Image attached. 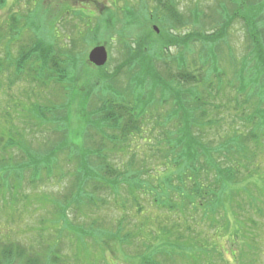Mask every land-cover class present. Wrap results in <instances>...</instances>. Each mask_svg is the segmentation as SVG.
I'll return each mask as SVG.
<instances>
[{
	"label": "rangeland",
	"instance_id": "rangeland-1",
	"mask_svg": "<svg viewBox=\"0 0 264 264\" xmlns=\"http://www.w3.org/2000/svg\"><path fill=\"white\" fill-rule=\"evenodd\" d=\"M226 3L232 8L229 0H6L0 6V243L13 248L16 259L12 264H27V258H37L41 264H143L144 256L163 264H264V213L255 212L256 207L264 208V132L254 142L247 139L250 121L235 110L232 100L239 94L228 85L207 91L215 61L210 67L202 65L206 52L213 48L216 53L209 56L218 58L219 68L226 71L224 83H228L241 62L251 59L255 64L252 50L261 47L264 58V0L245 1L254 4L248 13L253 22L235 14L228 21L222 7ZM169 5L174 15L166 9ZM249 5L242 9L247 11ZM167 18L170 22L165 23ZM168 34L191 39L170 46L167 52L166 44L155 53L151 44H162ZM124 42L136 48L127 52L128 57L138 56L117 77L119 65L127 58ZM35 46L51 49L61 58L76 57L75 78H69L73 80L70 99L64 90L69 80L58 85L54 75L44 77L46 70L39 74L36 64L19 69L18 60L31 55L27 52ZM97 46H105L108 53L107 62L100 67L89 60ZM140 49L146 51L155 77L171 83L173 93L184 94L185 107L177 112L193 137L218 148L227 141L234 145L235 153L229 159L216 156L224 167L233 165L236 173L233 194H222L223 203L215 215L206 214L203 206L187 214L159 209L151 192L136 190L130 182L129 186L128 178L116 197L104 193L106 190L99 193L111 198L106 205L74 203L83 187L76 181L77 159L70 154L77 156L85 146L104 145V164L121 167L124 175H135L154 191L167 175L180 171L168 149L176 138L171 135L178 134L179 121L165 123L162 116L175 107L174 98L169 93L172 101L165 103L167 90L162 85L151 92L150 82L144 84L148 69L143 67ZM181 53L187 55L188 70L197 80L175 78L178 65H165L171 56ZM139 73L141 83L137 76L132 77ZM218 78L212 77L216 82ZM108 81L116 87L123 85L127 102L143 115L131 119L139 131L125 146L119 142L115 149L111 144L102 145L89 126L95 120L90 111L101 104L97 88ZM131 88L141 89L145 97L151 92L154 102L145 108L144 97L135 96ZM193 91L203 94L202 103L189 105L186 92ZM207 96H211L209 100ZM39 104L46 105L47 116L59 110L54 122L38 119L35 108ZM199 105L200 111L191 121L182 117L186 108ZM46 165L52 166L49 172ZM206 175L214 177L212 171ZM87 189L86 193L92 190ZM120 230L122 235L131 234L127 242L112 233ZM19 249L26 256L21 257ZM56 255L59 259L52 260Z\"/></svg>",
	"mask_w": 264,
	"mask_h": 264
},
{
	"label": "trees",
	"instance_id": "trees-1",
	"mask_svg": "<svg viewBox=\"0 0 264 264\" xmlns=\"http://www.w3.org/2000/svg\"><path fill=\"white\" fill-rule=\"evenodd\" d=\"M5 1L6 0H0V6H2ZM245 1L246 0H229L232 8L228 6V3L222 5V7L224 8L223 11L225 10L227 15L225 18H228V21H232L235 14L237 17H241L248 22H253L254 19H251V16H249L248 13H252L249 10L254 7V4L252 3L250 6L249 4H246ZM243 5L244 7H247V5H249L250 7L246 11L242 9ZM171 7L172 5H169L166 9H168L169 12L173 14V8ZM137 13L138 12L135 11V15H137ZM170 18L178 19L179 21L181 20V18L178 16H172ZM168 22H170V20L167 18V21L165 23ZM168 35L169 39L166 38L163 43L160 44L161 46L157 45L156 43L151 44V48L156 47L154 49L155 53L159 52L160 49L166 44L167 45L165 46V50L167 52L170 51V46L172 47L177 44L182 45L187 42V39H191L188 35L180 37L176 34L173 38L171 34ZM123 44L127 58L123 63L119 65L120 67L117 70V77L124 67L131 66L130 60L133 57L138 56V54H130V57H128L127 52L136 50V48L130 42H124ZM50 50L51 49L46 48L41 49L37 46L32 47V49L27 52L31 53V55H26L18 60L17 65L19 69H23V66H26L28 68V66L31 67V65L36 64L39 65L38 67L40 68V70L38 71L39 74L42 73V70H46L48 74L44 75V77L46 79H50L51 77L53 78L54 75L55 81L59 82L56 83L58 85H62L64 81L68 82L70 77L74 80L75 71L73 70V65L77 67L78 63L76 57L68 54V58H61L58 55L55 56ZM260 50L261 47L252 50V55H255V64H251V59H246L241 62L240 66L236 69V71H234V76L227 80L228 83H224L225 78L223 75H225L226 71L219 68V64H217V62H219L218 58H216V56H209L212 54V52L216 53L215 51H213V48L206 52L205 57L203 58L205 60V63L202 64L210 67L215 61L212 75L209 76V80L206 83V85L209 84V88L207 89V91L211 92V90H213L214 88L220 89L223 86L225 88V86L228 85L232 89H235V91L239 94L238 98L232 100L235 104V110H239L241 114L250 121L251 126L248 131L249 135L247 139L252 142L262 136L264 132V58L262 56L263 52H260ZM140 51L143 67L148 69V72L144 73L146 77L144 84H148V82H150L151 92H154L155 87L162 85L163 87L160 88L167 90L165 94L166 96H164L163 98V101L165 103L168 101H172V97L174 98L172 102L175 107L173 106L174 108L172 109V111H169L167 114L162 116L164 117L165 123L179 121V123L177 122L178 134L171 135L175 136L176 138L172 141L169 140L170 142L168 149L170 151H173L174 153L172 154L173 165H175L178 170L182 171L174 173V175H167L165 180L160 182L158 187L156 186L158 191H154L151 190L152 188H150V186H148L147 188L145 184L143 185V182L136 178L135 175H129L128 177L127 175H124V169L122 170L121 167L111 165L109 162L104 164L101 161V158L104 157L105 159L106 157V153L104 151L105 146L103 144H111L113 149L116 148V145H119L117 144L119 142L122 143L123 146H125V143H127L130 137L136 131H139L136 126L132 124L135 117L134 115L143 116L142 113L138 112L136 106L131 107L129 105L130 102H127L126 98H128V92L125 91L124 86L120 85V87H116L114 86V84L109 83L108 81L106 83H102V85L97 88L98 93H100V96H102V98H100L101 104L98 107H94L90 111V117H95V120L90 121L91 123H89V126H91V129L93 130V134L97 136L98 140H101L103 146L97 148L85 146L77 156H75L74 154H70L71 156H73V159H75V157L77 159V169L75 171L77 174L76 181L79 186L82 184L81 186L85 189L84 190L82 188L77 192L76 197L74 198V203H89L98 208L101 204L106 205L107 201L111 199H108L107 196L112 195L113 197H116L118 195L120 187L123 185V180L128 178L129 186H131L130 183H132L136 190H146L147 193L151 192V200L159 209L164 208L167 211H171L172 213L187 214V212H196L201 206H203L206 214L215 215L217 214L215 213L217 207L223 203L222 194L224 193L228 196H232L233 194L232 186L234 185V177L236 173L234 172L235 167H233V165H230V163L224 167L221 161L222 159H229L231 155L235 153V150L233 148L234 145L230 146L228 143L229 141L225 142V144L222 143L221 148L223 150H226L225 152H223L221 151V148L208 145L210 143L205 144L204 142L197 140L196 137H193V135L190 133V129L185 126L184 123H182L183 121L181 119V116H179L180 114L179 112H177V109H182L183 107H185L184 104H186V100L184 94L182 92H179L177 94L173 93L170 89L172 85L171 83H168L165 80L161 79L162 77L160 79H157L155 77V75L157 74L149 68V61L147 60L149 57L147 56L146 51H143L141 49ZM168 54L170 55V53H167V55ZM171 57L172 58H169V60H166L167 62L164 63L165 65H170V63H176L178 65V68L180 70L177 74L173 73L175 78L179 77L186 81L197 80V75L189 72L188 70L190 68V65L185 53H181L177 57ZM38 61H40V63H35ZM140 74L141 73H139L138 75L133 74L134 76L132 75V77L134 78L137 76L136 79L141 83L139 79ZM214 74L216 76V79L219 77L217 82L212 79ZM227 75L228 73L226 74V76ZM38 76L41 78V75ZM199 76L202 78L201 74H199ZM108 79L109 77L106 76L105 80ZM73 80H69V82L67 83L68 86L64 88V90H68V92H66L67 99L71 98L68 93ZM131 81V84L137 85V82L135 80ZM132 90L134 91L135 96L144 97L142 102L144 103L145 108L151 106V104L154 102V95L151 92H147L148 95L145 97V94L141 93V89L140 91H137L136 88ZM169 93L172 97L169 95ZM198 93L200 92H186V94L189 95L188 97L191 99L188 100V102L190 101L189 105H192L193 102H195L196 104L202 103L203 94L198 95ZM110 95H112V97H109ZM210 97L211 96H207V99L209 100ZM65 105L68 106V104L66 103ZM219 105H216V108ZM45 106L46 105L41 106V104L36 106L35 109L37 111L38 119L43 121H51L53 119L54 122L55 118L57 117L56 113H59V110L57 109V107H54V109L58 111H55L53 114L47 116V114L43 110ZM200 107L201 105L196 108L193 107L194 109H192L191 107L190 109L188 107V110V108H186L185 113L182 115V117L185 120L191 121V118H194L198 115L197 111H200ZM205 113L206 108L204 110L202 109V111L200 112L202 116H205ZM59 130L60 128L56 131ZM111 130H113V132ZM169 139H172V137H170ZM63 148L64 147L61 146V149L59 150H63ZM240 149H242V147ZM237 151L241 152V150ZM219 154L224 156V158H217L216 156ZM90 159H93L94 162L90 163ZM95 164H97L98 166L96 165V167ZM4 167H8V169H10V167L7 165ZM45 168L49 172L52 166L46 165ZM209 171H212L214 175L213 179L208 178V175H206ZM8 172L9 170L6 173ZM35 180H37V178L36 176H33V181ZM133 181H135L136 184L133 183ZM109 182H111V184H109ZM87 186L92 188V190L88 193H86ZM104 190H106V192ZM169 190L173 192V196L169 195ZM103 191L108 195L104 197L100 196L99 193ZM70 194L72 195V192H70ZM256 198H259L258 194L256 195ZM138 205L139 203L137 204V207ZM63 209L66 210L67 207H63ZM139 209L141 210L139 211L142 212L141 205H139ZM255 212L262 214L264 213V208L256 207ZM112 233L116 237L121 236L120 239L123 242H127L131 238L130 233H125L122 235L121 230ZM233 236L236 239L237 232ZM19 252L22 254H20L21 257L23 255L26 256L25 250L19 249ZM144 257L145 258L143 260V264H163L153 256ZM15 259L16 257L14 256L13 248L10 245H2L0 243V264H12ZM58 259V255L52 258V260ZM38 261L39 259L37 258H27L26 263L36 264V262ZM37 264H41V262H38Z\"/></svg>",
	"mask_w": 264,
	"mask_h": 264
},
{
	"label": "water",
	"instance_id": "water-1",
	"mask_svg": "<svg viewBox=\"0 0 264 264\" xmlns=\"http://www.w3.org/2000/svg\"><path fill=\"white\" fill-rule=\"evenodd\" d=\"M108 59V53L105 46H97L89 55V60L96 66H103Z\"/></svg>",
	"mask_w": 264,
	"mask_h": 264
}]
</instances>
